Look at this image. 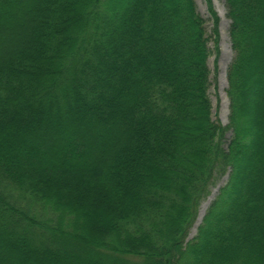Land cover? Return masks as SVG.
Segmentation results:
<instances>
[{
    "label": "trees",
    "instance_id": "16d2710c",
    "mask_svg": "<svg viewBox=\"0 0 264 264\" xmlns=\"http://www.w3.org/2000/svg\"><path fill=\"white\" fill-rule=\"evenodd\" d=\"M204 2L0 0V264H264V0H223L226 125Z\"/></svg>",
    "mask_w": 264,
    "mask_h": 264
},
{
    "label": "rangeland",
    "instance_id": "374dc122",
    "mask_svg": "<svg viewBox=\"0 0 264 264\" xmlns=\"http://www.w3.org/2000/svg\"><path fill=\"white\" fill-rule=\"evenodd\" d=\"M197 4L198 11L200 14L207 19V26L211 27V22L209 21V15L207 11V4L204 0H195ZM213 5V10L218 16L217 30H218V42H217V54L211 55L208 59V66L211 69L210 79L212 84L209 87V97L212 102V113L213 117L222 125L227 124L228 118V106L229 101L227 100L226 89H227V67L233 59V50L230 42V36H228L229 30V19L225 14V5L223 0H211ZM231 134L230 132H225L222 138V145L229 141ZM229 172H225L224 175L218 177L213 185L207 187L208 193L203 196L197 205L196 216L193 220V224L187 230L186 240L192 239L197 232L198 227L202 224V220L210 204L214 201V198L219 194L220 188L225 186L228 181Z\"/></svg>",
    "mask_w": 264,
    "mask_h": 264
}]
</instances>
